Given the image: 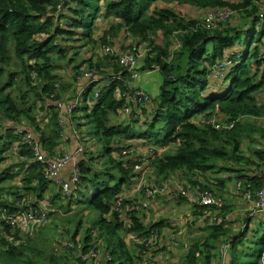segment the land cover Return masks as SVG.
<instances>
[{
    "label": "trees",
    "instance_id": "16d2710c",
    "mask_svg": "<svg viewBox=\"0 0 264 264\" xmlns=\"http://www.w3.org/2000/svg\"><path fill=\"white\" fill-rule=\"evenodd\" d=\"M182 5L228 9L239 21L210 28L200 18L187 17ZM119 33L148 43L142 69L161 72L158 99L136 102L141 88L133 86L131 71L116 54L79 60L80 47L111 44ZM178 36L180 46L173 51ZM87 71L97 83L90 84ZM81 81L86 83L82 92ZM78 97L71 115H65L60 103ZM81 99L88 104L81 106ZM121 115L128 120L115 121ZM210 116L236 125L216 129L204 122ZM82 120L93 122L99 147L85 140L79 182L67 196L46 177V165L16 131L30 125L47 153L56 156L64 154V124L73 131L86 126ZM151 144L159 176L183 171L192 187L209 189L223 201L220 207L190 203L207 233L187 246L181 262L175 261L174 224L155 216L148 221L145 193L130 195L138 175L124 151ZM162 149L169 151L160 154ZM0 166V208L7 213L36 212L53 184L58 187L50 200L57 210L44 222L77 212L73 232L67 237L58 232L61 252L33 246L35 236L25 232L23 238L22 227L0 220V264H87L74 250L87 255L95 247L104 253L101 264H260L264 205L256 203L264 189V0H0ZM222 170L237 179V193L254 199L240 223L244 212L228 217L225 198L216 192L232 189L225 178L215 177ZM6 181H15L18 191H7ZM175 199L183 201L180 195ZM87 210L97 215L79 240ZM121 232L136 238L134 250Z\"/></svg>",
    "mask_w": 264,
    "mask_h": 264
},
{
    "label": "rangeland",
    "instance_id": "374dc122",
    "mask_svg": "<svg viewBox=\"0 0 264 264\" xmlns=\"http://www.w3.org/2000/svg\"><path fill=\"white\" fill-rule=\"evenodd\" d=\"M184 10L185 15H187V17H192V18H200L201 20H205V18H209V15L211 13H208L209 10L208 9H200V8H196V7H192L190 6L189 9H186L184 6L181 7ZM220 19L215 26H213L212 28H216L220 22H226L228 20H230L232 23L238 22L239 20H237V18H239L238 16H230V17H225L223 15H219ZM217 16L214 17V19ZM236 19V21H235ZM207 22V21H206ZM221 24V23H220ZM101 35L97 34L96 37L99 38ZM111 44L109 43H98L96 45H86L84 47H80V57L79 60L83 57V58H90V57H94L96 58L99 55H104L106 54V52L104 51L106 47L111 46L113 53H125L128 51H138L139 48L134 49L132 46L126 47L124 50H122L121 52H119V50L117 49V45H116V39H118V42H122L124 39V36L122 34H118V36H113L111 38ZM100 40V39H99ZM180 36L177 37V39H175L176 43L174 46H172L173 51L174 50H178L177 47L180 46ZM164 42L166 43V41L164 40ZM78 46V43H75ZM80 44V43H79ZM141 44V43H140ZM148 49V43H144V45L142 46V48L140 50L143 49ZM77 62H80V61ZM144 63V59L142 60H138V66L137 68H139V71H137L138 73V78H136V80H134L135 83H140L142 80L144 82V79L148 78L151 79L152 82L154 83V87H150L147 86V90H144L146 92H148V94L150 95V97L153 100L158 99L159 97V93L157 91V87H155V84L157 81H159L158 79L160 78V73L156 72L153 77H145V70L142 69V65ZM224 68H221V70H223ZM63 73H61L62 75ZM144 78V79H143ZM156 79V82H155ZM74 93V92H72ZM17 95V92L14 93ZM89 100H93L92 96L89 97ZM76 99H80L79 97ZM75 99V100H76ZM75 100H72L71 102H74ZM69 102V103H71ZM149 102V101H148ZM147 102V103H148ZM69 103H66L65 105L63 104L61 106L62 103H60L61 106V110H64ZM81 106H86L88 104L87 100L81 99L80 101ZM149 104V103H148ZM45 114V113H44ZM127 116L123 117L122 115L120 116V118H118V116L115 118V121L119 122V120H128V119H122V118H126ZM76 122V121H75ZM82 123L86 126H84L83 128H78L76 126V130H78L81 138L84 139L80 140L79 143H82L85 147L87 146L86 142L90 143L89 146L93 147V148H98L99 144L94 140L93 135H94V124L91 121H85L82 120ZM27 126V128L31 129V126L28 124H25ZM64 126L66 127V123L64 124ZM33 131V129H32ZM72 134H75V130L71 131ZM66 133V132H64ZM35 134V133H34ZM75 137V135H74ZM95 137V136H94ZM76 138V137H75ZM96 138V137H95ZM87 139V141L85 142V140ZM97 139V138H96ZM77 140V139H76ZM78 141V140H77ZM99 141V140H98ZM138 144V143H136ZM258 144L255 143V145H253V148H255V146H257ZM101 146V145H100ZM10 148V147H9ZM155 146L153 144H151V146H148L147 148H142L140 145L139 146H135L134 148H131L128 150L127 152V157L128 158H132L135 161V166L137 164H142L143 165V169L139 172H137V177H139L137 179V183H141V185H145L150 186L152 184H156L159 188H162L164 185H167V189L163 191V193H161L159 195V197H155L153 195H146V197L148 198V200L150 202H147L146 199L144 200L145 203L148 204V208H145L146 210L144 211H149L150 212V219L151 220L154 215L156 214V212H158V215L161 214V212H163L164 214L162 216H164V218L169 219L173 225V232L172 235L174 234L175 237V243H176V249H175V253L174 255L176 256V258H178V260L181 262L184 259V256L187 253V246H190L193 242L200 240L203 238V236L207 233L206 232V228H202L200 225V222L197 220V216H195L194 213V205L191 206V201L188 197L183 196L180 194L179 192V187L184 186L183 184H181L183 181H188V180H184L187 179V177H189V175H186L183 173V171H179V172H175L172 173V175L169 178H166L163 176H159L158 173L155 171V165H153V160L150 157V153H152V151H154ZM11 149V148H10ZM13 151V149H11ZM63 152H65V149H62ZM74 149L70 150V152H72ZM169 150H163L160 151V154H165L168 153ZM50 156L49 154H47ZM117 155V154H116ZM154 158V157H152ZM223 163V162H221ZM224 164V163H223ZM228 165V167L231 168H235L239 165H237L236 167H234V165L228 163L226 164ZM134 166V167H135ZM19 167L17 166V169ZM17 169L15 171H17ZM0 170H1V166H0ZM65 171V170H64ZM70 171H67V173L64 174L63 178H65V176H70V174L72 173ZM16 174H18V172H15ZM63 174V172H62ZM232 176L231 179L229 178V176ZM16 177H22L21 174L20 176H16ZM215 177L219 178H225L227 180V182L229 183V185L232 187L231 190H227L225 189L223 192H221V190H217L216 192L218 194H221L224 196L225 198V205L226 208H224V212L226 213V215H228V217H231L232 213L235 212H244V214H242L240 217H238L239 223L241 221H244L243 219L245 218L246 214H248L247 212L251 209V207H253V201L254 199H249L246 196L244 197L243 194L241 193H237L235 191V187H236V183H237V179L235 180V176L233 174H230V172L228 171H220ZM160 180H164L163 182H161ZM218 183V182H217ZM16 182H11V181H6L4 182V187L7 189V191H9L13 185H15ZM161 184H164L163 186H160ZM56 184H53V186L51 187V190L47 192V196L50 199L51 196H54V192L57 190ZM14 190L13 191H18L17 188L14 186L13 187ZM148 190V189H147ZM168 192H177L175 194V196L180 195L183 198V201H178L177 199H175V196L170 193V194H166ZM166 194V195H164ZM142 193L139 194V198H141ZM32 198V196H31ZM64 197H62V195H60V199H57L59 204H63V207L61 208L62 212L66 211L67 209V205L62 203V199ZM13 199V198H12ZM11 199V200H12ZM52 201V200H51ZM151 203V204H149ZM58 205V204H57ZM54 207L56 208V204H54ZM73 208V207H72ZM78 209L81 208H85L84 205H79L77 206ZM58 212V211H57ZM76 213L77 212H73L70 214H66V216L63 215H58L57 217H53V221H50L49 223L44 222L42 225L39 224L32 232L31 235L35 236L34 238H32V245L35 247H39L42 248L44 250H46L47 252H50V250H55L58 252H61L64 250V248H62V245L59 243L60 242V236L58 235V232H64V236L67 237V232L68 233H72L73 229L75 227V223L74 221H72L74 218H76ZM93 214L96 216L97 213L94 212H89L87 210V213L85 215V219L83 222V225L81 227V229L79 230V240L82 239V237L86 234L87 230H88V226L91 225L92 221L94 220L93 218ZM222 219V218H221ZM148 220V221H149ZM210 223H211V218L209 219ZM215 220V216L212 217V221ZM47 224V225H46ZM66 226H70L71 230L66 227ZM28 227H24V230L21 231V236L23 238H27L26 236H24L25 232H27ZM41 229V230H40ZM32 230V229H31ZM121 236L127 240L129 246H130V250H134L133 245L136 243V238L134 236L131 235H127L125 232H121ZM166 237H169L168 235H165ZM20 241V240H19ZM81 243V242H80ZM82 244V243H81ZM73 245L71 244L70 247H72ZM97 248L99 249V247H95V249L97 250ZM74 249V248H73ZM173 249V251H174ZM79 252L77 251V248L74 250V255L75 256H83V259L88 261L87 264H93V256L92 253L90 254H81L80 249H78ZM92 251V250H91ZM100 253L102 256H104V253L99 249ZM169 252V251H168ZM220 258V257H219ZM218 258V259H219ZM260 264H264V258H261L260 260Z\"/></svg>",
    "mask_w": 264,
    "mask_h": 264
},
{
    "label": "built area",
    "instance_id": "2783aa9c",
    "mask_svg": "<svg viewBox=\"0 0 264 264\" xmlns=\"http://www.w3.org/2000/svg\"><path fill=\"white\" fill-rule=\"evenodd\" d=\"M208 13H211L209 15V18H205L204 22L207 24L208 27H213L215 24L221 20L219 15H223L226 18L232 16L234 13L228 9H222L217 8L215 10H209ZM217 16L215 19L214 17ZM207 21V22H206ZM134 48V47H133ZM142 47L139 48L138 51H128L125 53H113V50L111 46H108L105 48V52L109 54H116L118 56V60L121 65L127 67L129 71H131L132 76L134 79L138 78L137 71L138 68V60H141V57H145L146 53L148 52V49L140 50ZM222 66V65H221ZM86 76L88 79L92 76L91 71H87ZM97 79H90V84L97 83ZM82 92V90H81ZM80 92V94H81ZM100 93L96 92V97H99ZM150 95L148 92L144 91L143 89H138L136 92V102L138 104H141L145 101H148ZM79 99H76L74 102H71L68 104V106L62 110V112L65 115L70 116L73 108L77 105ZM64 103L61 104V106ZM65 105V104H64ZM125 112L129 114L130 110L126 109ZM207 124H211L216 129L218 128H227V129H233L236 125L235 120H226L223 116H210L205 119L204 121ZM71 123V127H72ZM73 131L75 130V137L78 140V145L76 149H74L72 152H64V154H58L56 156H49L47 155V151L43 146L42 141H40L34 132L30 130L29 128L23 126L17 129L16 133L21 137L23 144H27L30 146L31 150L33 151L34 157L43 164L46 165L45 175L47 178L55 181L56 184L60 185L62 187L63 193L67 196L72 195L74 187L79 182V165L80 162V156L85 152V146L82 143H79L81 140V136L76 130L75 126L72 127ZM128 150L126 149L124 151V154H127ZM73 164V170L70 176H68L67 179H64L62 176V172L66 170V168L69 165ZM143 169L142 164H137L135 166V171L139 172ZM139 177H137L138 179ZM137 179L134 183V185L131 188V194L134 196L138 192L142 191L147 196L157 194L158 192H163L167 189V185H164L162 188H159L155 183L150 186L141 185V183H137ZM181 184L184 186L179 187V192L181 195L186 196L190 199L191 204H208L212 206L220 207V205L223 204V201L221 198L213 195V192L209 189L202 190L199 186L192 187V185L188 181H183ZM237 188H240V183L238 182ZM148 189V190H147ZM261 197H263L260 202L256 203L257 205H264V189L260 193ZM154 195V196H155ZM57 208L54 207V203L49 199L45 198L40 203V209L36 212L33 211H19L14 214L7 213L2 208H0V220L5 221L7 223H10L12 226H20L22 227V230H24V227H28V233L32 234L33 230L41 223H43L45 220H47V215L49 211H56ZM32 229V230H31ZM153 238H151L150 241H152ZM92 256H94L95 264H101L102 255L99 251L93 250Z\"/></svg>",
    "mask_w": 264,
    "mask_h": 264
},
{
    "label": "crops",
    "instance_id": "0c3cea01",
    "mask_svg": "<svg viewBox=\"0 0 264 264\" xmlns=\"http://www.w3.org/2000/svg\"><path fill=\"white\" fill-rule=\"evenodd\" d=\"M183 6V5H182ZM184 7L186 9H189L190 6L189 5H184ZM184 12V10H183ZM124 36V39L122 42H118L116 39V47L117 49L119 50V52H121L122 50H124L126 47H129V46H132L134 48H140L144 45V43H138L134 38L132 37H129L127 35H123ZM118 54V53H117ZM144 59V57H142V60ZM156 72H159L160 73V78L158 79L159 81L156 82V79H155V87H157V91L158 93L160 92V87H161V84H162V74L161 72L159 71V69H152V70H148L146 69L145 70V77H153V75L156 73ZM143 78V79H144ZM136 80V79H134ZM85 81H81V83L79 84L80 85V90H83L84 88V85H86V83L84 84ZM133 86L134 87H137V88H141V89H144V90H147V86H150V87H154V83L152 82L151 79H144V82L143 80L140 82V83H135L133 82ZM65 131L66 133L64 134V140L60 146V151L63 152L62 149H65L66 151L65 152H70V150L72 149H76L77 145H78V142L76 140V138L74 137V135L72 134V130L68 128V125H66V128H65ZM70 170H73V164L72 165H69L65 171H63V174L62 176H64L65 173H67V171H70ZM72 172V171H71ZM68 176H65V179H67ZM149 212V211H148ZM150 213V212H149ZM164 213L161 212V214L158 215V212H156V214L154 215L157 219L159 218H164V216H162ZM159 217V218H158ZM150 219V214H148V220ZM175 261H178V258L175 257ZM174 261V262H175Z\"/></svg>",
    "mask_w": 264,
    "mask_h": 264
}]
</instances>
